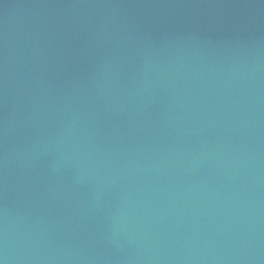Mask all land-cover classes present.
I'll list each match as a JSON object with an SVG mask.
<instances>
[{
  "label": "water",
  "instance_id": "water-1",
  "mask_svg": "<svg viewBox=\"0 0 264 264\" xmlns=\"http://www.w3.org/2000/svg\"><path fill=\"white\" fill-rule=\"evenodd\" d=\"M0 264H264V44L0 127Z\"/></svg>",
  "mask_w": 264,
  "mask_h": 264
}]
</instances>
